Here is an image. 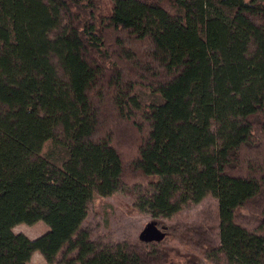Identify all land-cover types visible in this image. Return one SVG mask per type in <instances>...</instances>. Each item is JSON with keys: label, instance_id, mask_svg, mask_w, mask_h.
Masks as SVG:
<instances>
[{"label": "trees", "instance_id": "16d2710c", "mask_svg": "<svg viewBox=\"0 0 264 264\" xmlns=\"http://www.w3.org/2000/svg\"><path fill=\"white\" fill-rule=\"evenodd\" d=\"M128 188L156 224L216 198L206 258L264 264L233 220L264 230V0H0V264H202L89 239L90 199Z\"/></svg>", "mask_w": 264, "mask_h": 264}, {"label": "rangeland", "instance_id": "374dc122", "mask_svg": "<svg viewBox=\"0 0 264 264\" xmlns=\"http://www.w3.org/2000/svg\"><path fill=\"white\" fill-rule=\"evenodd\" d=\"M233 220L251 232L264 234L259 219L245 209L237 210ZM152 221L154 219L149 213L136 208L134 191L128 188L105 197L93 196L88 202L87 217L81 224V229L98 246H115L127 242L136 250L144 251L149 246L140 240V235L150 225L153 230L149 233L152 240L150 242L157 240L162 246L178 248L182 252L198 256L202 264H227L222 258L211 260L205 256L219 245L216 198L207 196L170 217L156 218L160 224ZM12 230L34 239L46 233L48 226L43 221H38L31 225L18 224ZM74 256V252H61L53 263H47L38 251H34L29 264H68Z\"/></svg>", "mask_w": 264, "mask_h": 264}, {"label": "water", "instance_id": "95a60500", "mask_svg": "<svg viewBox=\"0 0 264 264\" xmlns=\"http://www.w3.org/2000/svg\"><path fill=\"white\" fill-rule=\"evenodd\" d=\"M148 227L150 228V225H148ZM149 233L150 232H148L146 229H145V231L140 235V238L141 239H143V240H145V241H151L150 240V237H149Z\"/></svg>", "mask_w": 264, "mask_h": 264}]
</instances>
